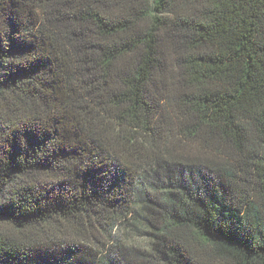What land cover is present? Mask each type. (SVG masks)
<instances>
[{
	"label": "trees",
	"instance_id": "trees-1",
	"mask_svg": "<svg viewBox=\"0 0 264 264\" xmlns=\"http://www.w3.org/2000/svg\"><path fill=\"white\" fill-rule=\"evenodd\" d=\"M0 264H264V0H0Z\"/></svg>",
	"mask_w": 264,
	"mask_h": 264
}]
</instances>
